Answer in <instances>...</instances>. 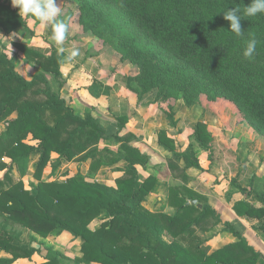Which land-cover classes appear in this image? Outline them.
<instances>
[{"label": "trees", "instance_id": "obj_1", "mask_svg": "<svg viewBox=\"0 0 264 264\" xmlns=\"http://www.w3.org/2000/svg\"><path fill=\"white\" fill-rule=\"evenodd\" d=\"M78 21L83 32H90L119 54L122 64L136 67L135 75L127 76L126 87L141 98L154 93L158 100L180 96L185 105L204 94L215 100H232L249 126L264 136V14L242 18L245 38L255 36L259 41L255 60L242 57L246 39L237 38L223 18L224 9L244 7L252 0H76ZM219 12V13H218ZM26 25L11 0H0V29L9 34ZM15 47L25 60L37 62L41 68L29 79L20 74L11 57L0 52V161L4 169L0 179V264H13L16 251L28 250L20 241V233L10 228L9 221L43 236L59 229L80 238V261L98 264H264V254L250 245L241 232L229 222L223 229L235 241L214 250L195 237V229L208 230L207 216L213 225L221 222L205 196L183 184L168 187V203L172 214L144 209L143 202L154 190L157 179L153 174L138 177V166L147 168V154L121 135L129 119L118 115L116 132L108 134L100 121L90 112L76 114L58 91L52 89L45 73L54 80L61 75V54L57 45L47 55L20 42ZM59 86L61 83L58 81ZM134 83L135 85H132ZM168 122L175 126L171 113ZM196 142L208 146L212 140L206 125L194 126ZM34 143L26 142L28 137ZM112 138L117 149L98 147ZM157 142L172 156H182L185 166L199 167L187 154L175 150L174 139L160 129ZM39 154L34 176L38 179L32 189L12 176L13 165L30 154ZM53 167L76 158L89 161V172L114 168L121 175L113 184L86 178L78 171L63 180L46 181L41 173L50 160ZM171 169L178 168L169 158ZM196 199V204H186ZM239 216L256 217L264 221V204L260 207L246 200L233 204ZM102 222L96 229L89 223L98 216ZM258 228L264 233V224ZM188 241V242H186ZM58 264L55 257L44 263Z\"/></svg>", "mask_w": 264, "mask_h": 264}, {"label": "crops", "instance_id": "obj_2", "mask_svg": "<svg viewBox=\"0 0 264 264\" xmlns=\"http://www.w3.org/2000/svg\"><path fill=\"white\" fill-rule=\"evenodd\" d=\"M73 46L74 43L64 45L65 55L60 63L61 75L55 81L56 91L80 116L90 112L94 117H98L96 110L105 112L112 118L123 114L129 116L125 128L120 133L132 132L136 135L134 146L149 157L147 169L149 166L157 167L162 164L166 172L156 174V186L147 198L156 197L161 202L167 197L170 185L183 184L205 196L206 202L221 219L217 226H220L222 231L216 237H222L224 234L228 240L218 246L215 245L217 243L215 237L205 242V245H215L209 251L235 241V237L223 229V222H229L241 232L250 245L264 254L263 231L258 228L259 224H264V221L256 217L239 216L233 209L235 201L246 200L241 189H246L247 194L254 197L250 201L246 200L252 205L260 207L264 204V136L256 133L252 128L238 124L236 119L232 121L231 118L234 115L227 117L219 111L208 110L201 121L206 124L212 137L210 159L205 163H199V167H186L182 156H172L157 142L158 131L167 129L171 125L168 123L166 114L157 108V102L154 101L153 96L147 93L138 98L137 94L126 87L125 75L130 66L124 64L123 69L114 70V65L109 62L99 63L98 61L104 60H101L100 55H91L89 53L91 46L86 42L84 45L82 43L76 46L81 55L69 61L67 57ZM49 48L43 49L42 52L48 53ZM58 81L61 83L60 86ZM196 122L198 119L193 122L192 130ZM184 131L185 128L182 132ZM167 135L170 137L168 131ZM170 138L173 139V136ZM185 142L184 154L192 158L185 148L188 141ZM177 146L176 142L175 147ZM175 150L181 153L178 148ZM154 156L162 158V163L155 162ZM169 158H172L178 168L171 169L167 163ZM232 180L235 182L232 183ZM5 254L1 253L0 256H6Z\"/></svg>", "mask_w": 264, "mask_h": 264}, {"label": "rangeland", "instance_id": "obj_3", "mask_svg": "<svg viewBox=\"0 0 264 264\" xmlns=\"http://www.w3.org/2000/svg\"><path fill=\"white\" fill-rule=\"evenodd\" d=\"M57 5L61 8V16L57 19H63L68 25V39L65 43L72 44L76 47L79 44L84 45V42L89 44L91 55H100L101 62H109L114 65V70L123 69L124 64L119 61L118 52L107 43H104L101 39L96 36L91 35L90 32H83L81 26L78 21L79 17V6L76 0H57ZM26 25L24 27H20L15 31L5 34L0 29V52H5L9 57H11L16 65L17 71L22 74L25 78L29 79L31 75L40 72L41 68L36 62L25 60L23 53L20 52L14 45V42H20L28 45L29 47L42 51L45 48L51 47L55 42L51 39V27L45 28L41 26L39 21H36L34 18L25 17ZM130 66L129 71L125 75V79L127 76L135 75L137 69L134 65L128 64ZM51 87L53 90H57L56 82L53 76L50 73H45ZM122 82V80H121ZM132 85H135L132 83ZM147 95L153 96L154 93H149ZM150 99V98H149ZM159 110H162L166 116L168 113L173 115V118L176 121L175 126H168L169 128L165 129L169 132L170 137L173 136L174 143L176 146V142L179 151L184 153L183 145L188 141V144L185 146L187 148V153L190 154L193 160L202 164L205 163L206 160L210 159L212 153V140L208 146L200 145L196 142V138L194 135V129L192 130L193 122L198 119V122L201 121L202 116L206 115L208 110L212 112H221L224 116H233L231 118L232 121L238 122V124H243L249 128V124L246 121V118L241 114L237 105L230 99L226 97H219L215 100L208 99L204 94H200L196 98H194L191 105H185L182 98L178 97H169L158 100L156 104ZM96 117L101 125L105 128L108 134H112L116 132L117 126L115 125L117 120L112 118L106 113H101L99 111H95ZM131 114V112H130ZM177 117V118H176ZM202 122V121H201ZM169 123V122H168ZM197 123V122H196ZM195 123V124H196ZM170 124V123H169ZM205 124V123H204ZM181 125V128H180ZM206 125V124H205ZM195 126V125H194ZM116 128V129H115ZM185 128L184 133L182 132ZM3 130V125L0 124V132ZM124 133V132H123ZM121 135H128V139L131 144L134 145L136 140V135L132 132H127ZM194 139V140H193ZM26 142H31L33 144L35 140L31 139L29 136ZM102 148L104 146H109L113 149H117L118 144L112 138H106L100 141L97 145ZM179 153V152H178ZM189 156V155H188ZM39 154L36 152L32 153L26 159L16 163L12 168V176L15 180H20L23 183L24 188L32 189L37 184L38 179L34 176L35 166L38 160ZM57 158L56 153H51L49 162L45 165L41 173V179L46 181H54V180H63L68 176L75 175L78 171L81 174L86 176V178H93L100 181H106V183L113 184L116 177L121 175V172H116L114 168L110 167H102L99 169L97 173L89 172V161L80 162L78 159L74 158L71 161L64 162L58 167H53ZM212 158V157H211ZM155 162L160 161L162 163V158L160 159L158 156H154ZM0 161L5 163H10V159L3 157ZM170 162V159H168ZM167 162V163H168ZM157 165V164H156ZM138 168V177L143 179L145 176L149 174H165V170L162 167V164L159 166H152L147 168ZM176 169V168H175ZM180 171V170H179ZM4 169H0V179L2 178ZM235 180H232L234 183ZM241 189V188H240ZM246 189H241L242 195L246 200L254 199L253 196L247 194ZM257 199L258 195H257ZM261 200V199H260ZM143 207L146 210L152 212H166L172 214L174 211V207L169 205L168 198L166 197L161 202L158 201L156 197L146 198L143 202ZM5 220V215L0 214V222L3 223ZM102 222V217L99 215L95 217L90 223V229H96L100 223ZM7 229L13 228L17 232L20 233V241L28 250H32L28 255L24 251H16L15 253L21 254L18 256L14 262V264H39L44 263L47 258L55 257L58 261V264H98V263H86L80 261L82 257V253L80 250L81 240L78 237H75L71 233L66 230L56 229L50 234L43 236L33 230H27V228L22 227L17 222H7ZM213 219L209 216L206 218V226L209 227L208 230H201L198 228L195 229V237L201 238L205 244L209 240L217 238L219 233L222 231L217 225H213ZM28 231V232H27ZM27 232V233H26ZM226 233H229L225 231ZM224 232V233H225ZM23 237V238H22ZM24 237L25 240H24ZM221 237V236H220ZM218 237L216 246L225 243L228 239L222 234V237ZM262 237L264 238V233L262 232ZM188 242V241H186ZM213 244L207 245L209 249L215 247ZM262 250H264V245H262ZM2 252H0L1 254ZM6 256H10V254H5ZM262 264V263H261Z\"/></svg>", "mask_w": 264, "mask_h": 264}, {"label": "clouds", "instance_id": "obj_4", "mask_svg": "<svg viewBox=\"0 0 264 264\" xmlns=\"http://www.w3.org/2000/svg\"><path fill=\"white\" fill-rule=\"evenodd\" d=\"M13 7L18 9L19 15L34 18L41 26L51 27V39L58 46V51L65 52V42L68 39V25L61 16V8L57 5V0H11ZM219 13V12H218ZM264 14V0H252L244 7L243 14L239 8L224 9L223 18L229 22V30L235 37L246 39L245 47L242 49V57L249 62L255 60L257 55V45L259 41L255 36L245 38V30L241 28L242 18H254ZM47 55V53H45ZM78 48L73 46L67 59L72 61L80 56Z\"/></svg>", "mask_w": 264, "mask_h": 264}, {"label": "water", "instance_id": "obj_5", "mask_svg": "<svg viewBox=\"0 0 264 264\" xmlns=\"http://www.w3.org/2000/svg\"><path fill=\"white\" fill-rule=\"evenodd\" d=\"M186 204H192V205H197L198 207H201V204L197 202L196 199H192L190 201H188Z\"/></svg>", "mask_w": 264, "mask_h": 264}]
</instances>
